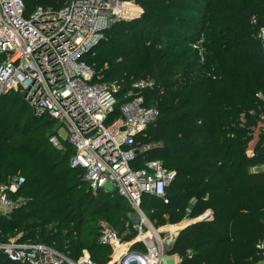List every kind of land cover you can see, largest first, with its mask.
<instances>
[{
    "label": "trees",
    "instance_id": "16d2710c",
    "mask_svg": "<svg viewBox=\"0 0 264 264\" xmlns=\"http://www.w3.org/2000/svg\"><path fill=\"white\" fill-rule=\"evenodd\" d=\"M136 1L143 14L113 22L84 59L98 81L121 85V100L138 93L137 81L153 82L141 93L159 116L136 137L140 149L152 144L137 165L159 159L176 176L168 203L146 195L143 208L161 224L211 210L179 232L170 250L177 264H264V170L255 168L264 165V131L249 153L264 116V0ZM24 3L31 11L54 0ZM54 121L20 93L0 96V187L25 178L10 193L17 204L0 213V242L45 243L74 259L88 250L105 264L112 249L98 242L100 223L131 239L130 205L90 187ZM0 264L26 263L0 251Z\"/></svg>",
    "mask_w": 264,
    "mask_h": 264
},
{
    "label": "built area",
    "instance_id": "2783aa9c",
    "mask_svg": "<svg viewBox=\"0 0 264 264\" xmlns=\"http://www.w3.org/2000/svg\"><path fill=\"white\" fill-rule=\"evenodd\" d=\"M143 12L136 0H54L31 11L24 0H0V53L5 54L0 62V96L20 93L34 114L49 115L66 127V139L76 149L71 165L85 168L94 191L115 192L130 205L131 239L100 223L98 242L112 249L105 264H165V254L179 232L211 215L207 210L197 218L164 225L151 220L143 208L145 196L168 203V187L176 176L159 159L137 165L140 150L152 144L140 149L136 137L159 116L141 93L153 82L137 81L138 93L127 92L121 100V85L98 81L84 59L113 22L134 19ZM258 35L264 46V27ZM51 141L58 144L59 138L53 136ZM24 181L23 176H14L0 187V213L14 207L10 193ZM0 251L26 264H102L88 250L74 259L48 244L15 238L0 242Z\"/></svg>",
    "mask_w": 264,
    "mask_h": 264
},
{
    "label": "rangeland",
    "instance_id": "374dc122",
    "mask_svg": "<svg viewBox=\"0 0 264 264\" xmlns=\"http://www.w3.org/2000/svg\"><path fill=\"white\" fill-rule=\"evenodd\" d=\"M264 123V117H262L261 119H260V121L258 122V127L255 129V132H254V139L251 141V143H250V145H249V147H251L250 149H249V151H251L252 149H253V147H254V145L256 144V142L258 141V139L260 138V131H264V127H262V124ZM59 122H55L54 121V123H53V126H54V128H57L58 126H59ZM59 134L63 137V138H66L67 136H68V131H67V129H66V127H61V129H60V131H59ZM255 168H259V169H263L264 168V165L262 164V165H258V166H256ZM86 186V185H85ZM86 188V187H85ZM107 188H110V186L109 185H107ZM105 190V189H104ZM11 199L14 201V204H17V202H18V198H16L15 196H11ZM129 216H130V218H131V211L129 212ZM187 218H188V216H186ZM198 217V216H197ZM196 217V218H197ZM185 218V217H184ZM188 219H192V218H188ZM152 220H154L155 222H157V223H160L159 222V219H157V220H155V219H152ZM181 221V220H180ZM180 221H176V222H180ZM105 224H107V225H109V226H111V224H109V223H107V222H104ZM165 223H168V221L167 222H165ZM164 223V224H165ZM164 224H161L160 223V225H164ZM188 226V225H187ZM112 227V226H111ZM13 238V237H12ZM89 252V251H88ZM90 253V252H89ZM91 255V254H90ZM177 258H176V256L174 255V254H171L170 252H167L166 254H165V257H164V262H165V264H171L173 261H175Z\"/></svg>",
    "mask_w": 264,
    "mask_h": 264
},
{
    "label": "crops",
    "instance_id": "0c3cea01",
    "mask_svg": "<svg viewBox=\"0 0 264 264\" xmlns=\"http://www.w3.org/2000/svg\"><path fill=\"white\" fill-rule=\"evenodd\" d=\"M257 169H259V168H257ZM262 170H264V168ZM174 255L176 256L177 259L175 261H173L171 264H177L179 262V256L177 254H174Z\"/></svg>",
    "mask_w": 264,
    "mask_h": 264
},
{
    "label": "water",
    "instance_id": "95a60500",
    "mask_svg": "<svg viewBox=\"0 0 264 264\" xmlns=\"http://www.w3.org/2000/svg\"><path fill=\"white\" fill-rule=\"evenodd\" d=\"M253 151L251 150V151H249V153H252ZM72 167H77V165L76 164H72Z\"/></svg>",
    "mask_w": 264,
    "mask_h": 264
}]
</instances>
